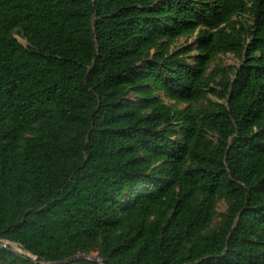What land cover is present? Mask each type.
<instances>
[{"label": "trees", "instance_id": "1", "mask_svg": "<svg viewBox=\"0 0 264 264\" xmlns=\"http://www.w3.org/2000/svg\"><path fill=\"white\" fill-rule=\"evenodd\" d=\"M0 239L264 264V0H0Z\"/></svg>", "mask_w": 264, "mask_h": 264}, {"label": "rangeland", "instance_id": "2", "mask_svg": "<svg viewBox=\"0 0 264 264\" xmlns=\"http://www.w3.org/2000/svg\"><path fill=\"white\" fill-rule=\"evenodd\" d=\"M17 41L23 45L24 47L27 46L26 42L21 39L20 37L18 36H15ZM186 47H190L192 50L195 48V44H194V38L193 37H189V38H180L178 39L174 44H173V48L175 49H179V48H186ZM196 55V52L193 50L189 56H195ZM215 64H221V65H224V66H227V65H230V66H236L239 64V61L237 59H235L232 55H229V54H226V55H220L218 56L214 62L211 64L212 66L215 65ZM211 100H215V98L213 97H209ZM180 107H183V105H180ZM226 208V203L224 200H219L218 203H217V208H216V213H217V216L218 214L222 213ZM216 216V218L214 219L212 225H211V228L214 227L217 222H218V217ZM12 242H7L5 240H2L0 239V249L1 248H7L11 251H13L14 253L16 254H19L21 256H29L31 258V256L24 252L23 250L21 249H17L15 247V245L12 243ZM74 257V260H82V259H85V260H91L97 264H101V261H100V258L97 254V251H96V246H90L86 251L84 252H80L78 254H76ZM34 260V258H32ZM73 260V261H74ZM72 261H67V262H64V263H59V264H67V263H70ZM45 264V263H43Z\"/></svg>", "mask_w": 264, "mask_h": 264}, {"label": "water", "instance_id": "3", "mask_svg": "<svg viewBox=\"0 0 264 264\" xmlns=\"http://www.w3.org/2000/svg\"><path fill=\"white\" fill-rule=\"evenodd\" d=\"M73 260H74V257H71V258H69V259H67V260H64V261H62V262H58V263H56V264L64 263V262H67V261H73ZM34 261H35V262L44 263V261L41 260V259H39V258H34Z\"/></svg>", "mask_w": 264, "mask_h": 264}, {"label": "built area", "instance_id": "4", "mask_svg": "<svg viewBox=\"0 0 264 264\" xmlns=\"http://www.w3.org/2000/svg\"><path fill=\"white\" fill-rule=\"evenodd\" d=\"M8 242V241H7ZM10 243V242H9ZM12 244V243H11ZM14 245H15V247L17 248V249H21L22 250V248H21V246L19 245V244H17V243H13Z\"/></svg>", "mask_w": 264, "mask_h": 264}]
</instances>
